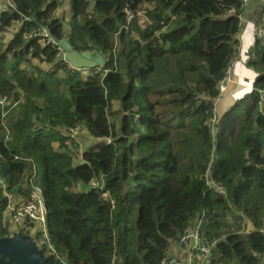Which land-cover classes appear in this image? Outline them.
I'll list each match as a JSON object with an SVG mask.
<instances>
[{
    "label": "trees",
    "instance_id": "trees-1",
    "mask_svg": "<svg viewBox=\"0 0 264 264\" xmlns=\"http://www.w3.org/2000/svg\"><path fill=\"white\" fill-rule=\"evenodd\" d=\"M63 1L69 19L57 16ZM242 1L4 5L0 33L19 27L0 38V98L10 101L0 103V238L8 195L24 200L38 187L48 241L69 264H161L199 222L216 241L210 264H264V47L252 49L262 72L251 91L222 116L212 102L238 55ZM45 29L107 64L83 74L43 43ZM74 130L96 140L80 158Z\"/></svg>",
    "mask_w": 264,
    "mask_h": 264
},
{
    "label": "built area",
    "instance_id": "built-area-1",
    "mask_svg": "<svg viewBox=\"0 0 264 264\" xmlns=\"http://www.w3.org/2000/svg\"><path fill=\"white\" fill-rule=\"evenodd\" d=\"M11 1L12 0H6V4H11L12 3ZM242 2H243V4H242L241 9L245 10L246 5L249 2V0H243ZM235 12H238V11L236 9L235 10L234 9L229 10V13H235ZM242 25H243V18L241 21V26ZM41 35H42V38L44 39L43 43H46V44L55 43V38H53L51 36L48 29L43 30L41 32ZM254 35L256 38V42L259 43L262 47H264V25H255L254 26ZM239 39L240 38L238 35V40ZM238 46H237L238 55H236L234 57L229 68L226 70L224 77L220 80V82L218 84L219 93L214 98L215 105H217L219 102H221V100L224 98L226 91L229 89V87L233 81V71L236 68V66L241 62V59L239 56L240 47H238ZM254 57H255V51L253 50V53L251 54V58H254ZM78 70H80V71L82 70L83 74H85V75H87L90 71V69H87V68H80ZM95 73H98V70H95ZM259 93L261 94V104H263L264 103V91L260 90ZM0 103L4 106V105L10 103V101L7 99V97H1ZM215 118H216V116H215ZM0 184L2 185V188H3L2 190H5L7 184H5L4 180L0 179ZM91 184H92L91 185L92 187L96 188V187H98L99 183H98V181H92ZM215 190L217 192L225 194V190L221 186H216ZM35 193H33L30 198H27L24 200L20 199V198H16L15 196L12 197L10 194L8 195L10 205L12 203H15L16 201H28V200H32L34 198L36 199L34 204L27 205L25 210L24 209H18L17 212H14L11 215L9 220L5 221V225L7 226V228L9 230L11 229V227L8 225L10 222L13 223L14 227H21L23 225L25 219H29L30 221L33 222V219L31 218V216L34 219L39 218L38 217V215H39V213H38L39 204L43 203V198L39 193H36V194ZM25 212H27V215H25ZM39 212L42 213V210H39ZM199 221H200V219L196 220V222H199ZM262 232L264 233V229H262ZM180 242H181V245H185L188 249L187 252H185L186 258L183 260V259H179L176 257L167 256L162 260L161 264H210V257H211L214 245L216 244V241H214L213 243L207 242L202 237L201 232H200V222L198 224L197 229L195 231H191L188 234L184 235L181 238ZM50 247H51L50 253L53 254L59 261H61V264H69L68 262H65L63 260V258H61V255L55 251V249L53 248L52 245Z\"/></svg>",
    "mask_w": 264,
    "mask_h": 264
},
{
    "label": "water",
    "instance_id": "water-1",
    "mask_svg": "<svg viewBox=\"0 0 264 264\" xmlns=\"http://www.w3.org/2000/svg\"><path fill=\"white\" fill-rule=\"evenodd\" d=\"M55 44L64 52L63 60L71 67L95 69L107 64V58L97 49L90 52L76 51L65 36L62 40L55 39ZM0 264H50L44 258L43 249L35 243L27 241L21 232L10 237L0 238Z\"/></svg>",
    "mask_w": 264,
    "mask_h": 264
},
{
    "label": "rangeland",
    "instance_id": "rangeland-1",
    "mask_svg": "<svg viewBox=\"0 0 264 264\" xmlns=\"http://www.w3.org/2000/svg\"><path fill=\"white\" fill-rule=\"evenodd\" d=\"M4 5H6V0H0V12H2L4 10V7H5ZM69 8H70V4L68 6L67 1H63L62 6L59 8V10L57 12V16H64L66 19H69V17H70ZM18 27H19L18 23H15V25L11 28V31L7 32V34H6V32L0 33V38L4 37V41L8 42L13 37L15 32L18 30ZM33 63L36 64V65H40L44 69H48L49 68V65H47L45 63H40L36 59H33ZM239 68L240 67L238 65L237 69L236 70L234 69V71H233V74H235L234 77H236V72H237V70ZM244 68L245 69H244L243 74H241V77L244 78L245 83H248V84H250L252 86L253 82L256 80L258 75L262 72V69L259 66H257V67L244 66ZM250 91H251V88H245V87L241 86V87H239L238 91L236 92L237 93L236 96H227L226 100L221 105H219V111H218L219 116H222V115H224L227 112V110L230 108V104L232 102L234 104L236 102L235 100L243 98ZM118 108H119V103L117 101H115L113 103V109L117 110ZM111 118L115 120V116L111 117ZM118 121H120V116L118 118ZM69 135L74 140V142L71 143L72 149H73V153L74 154L77 153V156L79 158H80V155L89 146L93 145L96 142V140L91 138L83 130L71 131ZM69 144H70V142H69ZM55 147L58 148L59 147V143H55ZM35 201H36V199L34 198V199L28 200V201H16L15 203H12L9 207H7V211H6V214H5L6 220H9L11 215L14 212H17L18 209H24L25 210L27 205L34 204ZM39 210H42V213H40ZM39 210H38V213H39L38 217L39 218L38 219H34L32 216H31V218L33 219V222L34 221L36 222L37 228L40 231H42V230H44L46 228V226L44 225V223H45L44 222V210H45V208H44L43 203L39 204ZM25 215H27V212H25ZM41 218H42V220H41ZM47 246H48V248H51L50 245L48 244V241H47Z\"/></svg>",
    "mask_w": 264,
    "mask_h": 264
},
{
    "label": "crops",
    "instance_id": "crops-1",
    "mask_svg": "<svg viewBox=\"0 0 264 264\" xmlns=\"http://www.w3.org/2000/svg\"><path fill=\"white\" fill-rule=\"evenodd\" d=\"M255 24L264 25V0H249V2L246 5V8L243 12V26L241 27V30L239 32V47H240V59L241 62L239 65V69L235 74H233V83L230 85L228 92L225 95V99L221 102V104L226 100L227 96H236V92L238 91L239 87H245V88H253V85L251 86L248 83H245L244 78L241 77V74L244 72V66H250L251 61L250 60V54L252 52V49L256 46V38L254 35V26ZM238 65L236 66L235 70L237 69ZM257 79V78H256ZM233 85V86H232ZM232 86V87H231ZM238 100V99H237ZM236 101V100H235ZM220 104V105H221ZM233 104V102L230 104V106ZM248 229L251 230L253 226L250 222H248ZM187 247L185 245H181L180 243L176 241H172L170 245V250L167 254L169 257H176L179 259H185L187 252Z\"/></svg>",
    "mask_w": 264,
    "mask_h": 264
},
{
    "label": "flooded vegetation",
    "instance_id": "flooded-vegetation-1",
    "mask_svg": "<svg viewBox=\"0 0 264 264\" xmlns=\"http://www.w3.org/2000/svg\"><path fill=\"white\" fill-rule=\"evenodd\" d=\"M8 225L11 227L10 230L7 228V226L5 225V221H4V230L6 232L3 234L4 235L3 237H10L16 232H21L26 237L27 241L35 243L37 246H39L42 249H46V250L49 249L47 246V243L42 241L41 231L37 228L35 221L32 222L29 219H25L24 223L21 227H14L13 223H11V222ZM47 253L49 255L54 256L53 254H51L48 251H47Z\"/></svg>",
    "mask_w": 264,
    "mask_h": 264
},
{
    "label": "clouds",
    "instance_id": "clouds-1",
    "mask_svg": "<svg viewBox=\"0 0 264 264\" xmlns=\"http://www.w3.org/2000/svg\"><path fill=\"white\" fill-rule=\"evenodd\" d=\"M255 25H257V24H255ZM259 25H262V24H259ZM243 26V25H242ZM241 26V27H242ZM239 35V34H238ZM237 40H238V36H237ZM240 43H239V40H238V45H239ZM240 46V45H239ZM64 53V52H63ZM240 53V52H239ZM251 54H252V52H251ZM251 54H250V60L249 61H251L252 59H254L255 57H256V54H255V57L254 58H251ZM240 56V55H239ZM71 66V65H70ZM100 68L101 67H99V68H95V69H90V70H98V72H100ZM95 72V71H94ZM232 83H233V81H232ZM231 83V84H232ZM229 90V89H228ZM228 90L226 91V93L228 92ZM226 93H225V95H226ZM225 95H224V98L221 100V102L225 99ZM212 102H214L215 103V101H214V98H213V100H212ZM221 102H219L217 105H215L216 106V108H215V112H218L219 111V105L221 104ZM6 184V183H5ZM35 192L36 193H39L41 196H42V198H43V205H44V208H45V210H44V225L46 226V228L44 229V230H42L41 231V234H42V241L43 242H45V243H47V241H48V229H47V212H46V209H47V205H46V203L44 202V193L42 192V190L40 189V188H36V190H35ZM42 220V219H41ZM5 221H6V218H5ZM248 222H250L251 223V225L253 226V228L251 229V230H249L248 229ZM245 229H246V231L247 232H250V231H253L254 229H255V227H254V225L252 224V222L250 221V220H247L246 221V223H245ZM45 231V232H44ZM48 244L51 246V243H50V241H48Z\"/></svg>",
    "mask_w": 264,
    "mask_h": 264
}]
</instances>
